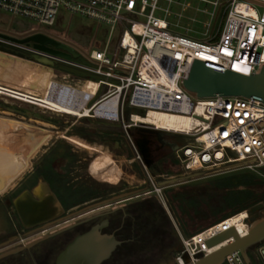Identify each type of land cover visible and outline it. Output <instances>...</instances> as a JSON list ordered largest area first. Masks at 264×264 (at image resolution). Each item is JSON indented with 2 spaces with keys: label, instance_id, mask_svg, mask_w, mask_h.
<instances>
[{
  "label": "built area",
  "instance_id": "2783aa9c",
  "mask_svg": "<svg viewBox=\"0 0 264 264\" xmlns=\"http://www.w3.org/2000/svg\"><path fill=\"white\" fill-rule=\"evenodd\" d=\"M160 1L0 0V11L13 17L33 19L38 25H53L59 10L64 8L109 27L104 41L87 52L71 45L77 53L72 58L1 36L0 42L18 50L14 53L32 51L53 59L56 65L63 62L65 69L62 70L66 71L59 81L73 85L71 87L75 83L85 86L80 88L83 96L78 117L119 122L125 129L142 123L134 120V113L144 114L149 109L184 113L197 118L191 132L184 133L189 139L173 150L180 175L199 170L216 171L230 165H263L264 102L243 95L199 97L196 92L188 90L183 81L196 59L248 75L260 71L264 64V0H225L226 12L218 28L202 38L174 29L166 18L170 9L163 8ZM165 1L170 4L174 0ZM202 1L214 7L221 6L223 2ZM162 9L163 16L157 13ZM0 32L20 36L1 28ZM37 32L43 33L40 28H34L24 34ZM128 37L132 42L127 40ZM78 70L82 73L77 74ZM90 86L93 88L89 89ZM190 92L197 96L195 101ZM125 110L129 112L128 122L124 119ZM148 125L154 130H163L153 124ZM135 158L147 169L137 151ZM156 176L164 177V174ZM152 191L162 194L157 186L145 193ZM226 229L228 227L206 235H202L206 229L189 236L180 234L183 248L175 260L179 264L195 261L197 255L209 252L207 239ZM185 253L189 255L188 260L183 257ZM234 259L239 264H246L239 250L226 256L230 264H235Z\"/></svg>",
  "mask_w": 264,
  "mask_h": 264
},
{
  "label": "rangeland",
  "instance_id": "374dc122",
  "mask_svg": "<svg viewBox=\"0 0 264 264\" xmlns=\"http://www.w3.org/2000/svg\"><path fill=\"white\" fill-rule=\"evenodd\" d=\"M222 1L221 6L217 7L202 0H174L170 4L161 0L160 5L170 9L166 18L174 29L202 38L212 29L216 30L224 18L227 1ZM157 13L163 16L164 10H158ZM0 28L17 34L40 28L44 34L57 41L85 52L95 45H100L109 29L103 23L72 14L64 8L59 10L58 18L53 25H38L33 19L13 17L8 12L0 11ZM217 38L218 36L215 39ZM62 69H65V66L61 61L51 66L27 53H11L0 49V133L5 127L9 128L11 120L38 130L44 128L51 131L49 136L52 135L34 154L31 165L21 176L31 168L45 164L64 174L72 190H78L81 194L93 192V199L75 205L70 210L72 212L70 215L48 227V230L129 201L133 202V208L148 209L151 215L155 208L161 207L167 219L163 215L157 219L156 229L150 232L144 245L132 251L130 259L133 264H175V257L183 248L180 234L189 236L200 229H206L219 216L230 210L228 203L223 200L222 189L217 187L216 181L219 178L237 173L251 174L255 183L237 186L241 189H250L255 196L252 204L243 210L247 213L245 222L249 224L254 218L264 214V164L254 167L231 166L161 185L159 184L161 180L179 176L181 171L170 146L166 145L161 149L160 161L156 168L145 169L139 159L131 162L138 148L137 139L143 132L137 128L141 126L143 130L154 129L143 123L125 129L119 122L73 116L80 115L78 99L74 101L70 99L68 103L61 100L66 98L65 95L77 98L78 92L81 93L80 88L85 86L75 83L74 87H71L73 85L59 81L63 79L66 71ZM81 73L80 70L77 71V74ZM91 77L97 79V76ZM16 88L22 90L17 91ZM59 88L62 91H59ZM92 88L93 86H90L89 89ZM189 95L192 100L197 99L193 92ZM128 113L125 110L126 122ZM138 114L143 115V112ZM78 132H83L86 136ZM164 135L175 146L189 139L188 135L174 131H165ZM75 136L87 142L103 144L105 147L90 151L86 147L76 146L69 140ZM150 138L155 141L154 137ZM68 155L70 157H67ZM68 162L69 167L66 168ZM27 163L29 164V161ZM158 173H163L164 177H157ZM155 186L161 188L162 194L156 191L145 194L147 190H154ZM130 187L136 189L130 197L98 203L100 200L110 198L121 188ZM146 196L148 201L143 202ZM94 202L95 204L90 207H85ZM3 215L4 212L0 211L1 228L4 227L6 220ZM42 232L41 230L38 234ZM259 245L263 246L264 241Z\"/></svg>",
  "mask_w": 264,
  "mask_h": 264
},
{
  "label": "flooded vegetation",
  "instance_id": "af4514ba",
  "mask_svg": "<svg viewBox=\"0 0 264 264\" xmlns=\"http://www.w3.org/2000/svg\"><path fill=\"white\" fill-rule=\"evenodd\" d=\"M3 120L8 121L5 118ZM9 121L11 122L9 123V128L5 127L0 133V194L2 193L0 196V211L4 212L3 217H6L4 227H0V264H56L59 253L77 235L95 227L101 233L113 234L120 241L111 251V254L99 264H133L130 254L142 244L144 245L150 232L156 229L158 225L157 219L162 215L164 216L165 212L163 209L161 207L155 208L152 212L153 215H151L148 209L142 208V210H139V208H133V202L129 201L93 212L48 230V227L57 224L75 205L86 203L93 199V192L81 194L78 190H72L64 174L45 164L31 168L21 176L31 165L32 157L38 150L31 157L29 164L27 160L23 162L21 160L23 150L29 146V140L33 135L22 129L17 132L14 125L18 122ZM137 129L143 132L141 137L137 139L138 148L136 151L140 153L142 160L147 165V169L148 167L152 169L158 167L161 149L168 145L170 149L174 150L175 144L171 143L164 134L159 135L149 129ZM26 135L27 137H25ZM150 137H154L155 141ZM69 140L74 145L86 147L90 151L105 147V145L97 144L96 142H87L78 136H75L74 139L69 138ZM17 150L19 152L16 153L15 151ZM71 151H74V149H71ZM67 157H70V155ZM137 159L133 155L131 162L138 161ZM66 165V168H68L69 162ZM68 173L70 172L68 171ZM17 179L18 181H16ZM41 179L50 185L65 209L59 220L46 227L41 225L48 221L37 222L33 219H22L14 202L15 197L20 192L24 189L31 190ZM35 188L37 192L39 190L42 193L48 189L46 183L42 181ZM134 190L136 189L132 187L121 188L118 192H114L112 196L133 192ZM147 197L146 200L142 201H148ZM160 211L164 213H160ZM64 227L68 228L54 236L38 240L45 234ZM41 230L43 232L38 234ZM258 244L251 246L248 250L250 264H264V256L262 254L264 245L258 246ZM223 264H228V261L225 260Z\"/></svg>",
  "mask_w": 264,
  "mask_h": 264
},
{
  "label": "water",
  "instance_id": "95a60500",
  "mask_svg": "<svg viewBox=\"0 0 264 264\" xmlns=\"http://www.w3.org/2000/svg\"><path fill=\"white\" fill-rule=\"evenodd\" d=\"M20 35L21 36H11L0 32L1 37L16 42L32 43L34 47L54 52L62 57L72 58L77 55L70 44L57 41L44 33L37 32ZM0 49L11 53L18 51L3 42H0ZM26 53L40 62L51 66L55 65V61L47 56L32 51H26ZM183 83L188 90L196 92L199 97L213 96L216 94L243 95L252 96L264 102V64L259 72L248 75L196 59ZM153 131L159 135L165 133L164 130L160 129H155ZM231 166L232 165L225 168ZM203 172L204 171L199 170L189 174L172 176L161 180L159 184L165 185L188 177L198 176ZM41 181L45 182L48 188L47 193L42 196L34 192V188ZM132 193L133 192L120 193L101 200L98 203H106L110 200L130 197ZM14 202L22 219H33L37 222L48 221L41 225L42 227H46L54 221L59 220L60 216L63 215L65 211L57 194L50 185L42 179L39 180L31 190L24 189L20 192L15 197ZM91 205L93 204L85 207L87 208ZM71 213L72 212H68L65 216ZM249 225L248 233L243 236L239 234L235 227H231L209 237L206 241L208 247H213L230 236H233L234 240L204 255H197V259L194 262H188L187 264H223L226 260V256L228 254L233 255L237 250L240 251L245 263L250 264L248 255L249 248L264 241V214L254 218ZM67 228L68 227H64L54 232L47 233L38 240L54 236ZM119 243L120 241L117 240L113 234L101 233L99 229L95 227L77 235L59 253L56 264H99L111 254V251ZM262 254L264 256V248L262 249ZM183 257L186 260L189 259L187 253H185ZM234 262L235 264H239L236 259H234ZM175 264L179 263L175 260Z\"/></svg>",
  "mask_w": 264,
  "mask_h": 264
},
{
  "label": "bare ground",
  "instance_id": "6f19581e",
  "mask_svg": "<svg viewBox=\"0 0 264 264\" xmlns=\"http://www.w3.org/2000/svg\"><path fill=\"white\" fill-rule=\"evenodd\" d=\"M127 40L129 42H132L131 38L128 37ZM16 90H22L19 88H16ZM59 91H62L59 88ZM58 91V92H59ZM9 96V95H6ZM83 94L79 93L77 94V98L75 97H68V95H65L66 98H63V100H61L63 103H68V101L70 99H72L73 101L75 99H78V104L80 105L81 103V98H82ZM11 98H14L12 96H9ZM17 99V98H15ZM112 101V100H111ZM75 104V103H74ZM72 104V105H74ZM199 109V107H197ZM100 109L97 108L96 112H98ZM73 116H77V115H73ZM133 118L134 120H136L137 122H142L144 124H153L154 126H156L157 128H161L163 130H168V131H176V132H180V133H185V132H191L192 128H193V121H198L197 118H195L192 115L189 114H184V113H177V112H167V111H162V110H154V109H149L146 113L142 114H138V113H134L133 114ZM16 131L18 132L20 129L28 132L29 134L33 135L32 138L29 140V146H27L24 150H23V154L21 157V160L23 162H27L31 160V157L33 156V154L39 149V147L45 143L47 141V139H49V135L51 134V131H48L44 128H41L40 130L30 127V126H26L22 123H17L14 125ZM204 138V136H203ZM218 155L220 156V153H218ZM36 188H34L35 190ZM48 191V189H46L43 193L40 192L38 190H35V194L37 195H44L46 194ZM247 213L245 211L239 212L231 217L226 218L227 220L224 221L223 223H220L219 225H211L209 227H211L210 229H207L202 233V235H206V234H212L214 232H216L219 229H222L223 227H235L239 234L241 236L245 235L248 233L249 230V224L245 222ZM219 223V222H218ZM217 224V223H216ZM234 240L233 236H230L229 238L223 240L222 242L218 243L217 245L213 246V247H208L207 250L209 252H211V250H215L216 248H218L219 246H222L226 243H229L230 241ZM189 256V255H188ZM194 262V261H193Z\"/></svg>",
  "mask_w": 264,
  "mask_h": 264
},
{
  "label": "trees",
  "instance_id": "16d2710c",
  "mask_svg": "<svg viewBox=\"0 0 264 264\" xmlns=\"http://www.w3.org/2000/svg\"><path fill=\"white\" fill-rule=\"evenodd\" d=\"M78 133H80L82 136H86V134L83 132ZM216 183L217 187L222 189L223 200L228 203L230 210L219 216V218L212 222V225L213 223L216 224L229 216L231 217V215L233 216V214L235 215V213L237 214L238 212L247 209L252 204V200L255 199V196L253 195V192L250 189L237 188V186L240 184L250 185L255 183L253 176L249 173H237L227 175L219 178ZM160 213L164 212L160 211ZM164 217L166 218L165 213ZM204 229H200L198 231L201 232Z\"/></svg>",
  "mask_w": 264,
  "mask_h": 264
}]
</instances>
